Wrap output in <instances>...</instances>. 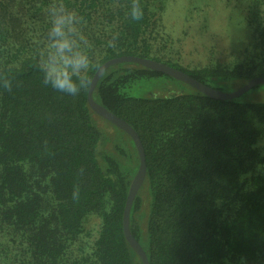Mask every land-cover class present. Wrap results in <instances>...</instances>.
<instances>
[{"label": "trees", "instance_id": "1", "mask_svg": "<svg viewBox=\"0 0 264 264\" xmlns=\"http://www.w3.org/2000/svg\"><path fill=\"white\" fill-rule=\"evenodd\" d=\"M171 1L139 0L140 21L126 16L132 0L64 3L84 17L83 30L98 50L116 36L103 63L139 55L211 86L218 77L264 76V57L255 52L264 44L261 0L251 6L255 29L247 37L253 41L233 51L230 65H188L173 52L176 38L165 18ZM49 3L0 0V78L16 82L11 91L0 88V264H65L93 213L101 217L98 236L92 251L73 264H144L123 224L140 166L134 139L119 127L131 141L111 140L93 120L89 91L64 97L45 87L35 69ZM162 75L171 76L119 62L104 71L94 91L145 146L147 175L131 210L133 234L151 264H264V103L216 99L199 90L166 97L126 91L139 79Z\"/></svg>", "mask_w": 264, "mask_h": 264}, {"label": "rangeland", "instance_id": "2", "mask_svg": "<svg viewBox=\"0 0 264 264\" xmlns=\"http://www.w3.org/2000/svg\"><path fill=\"white\" fill-rule=\"evenodd\" d=\"M255 0H172L168 3L166 28L175 36L173 48L188 65L215 61L232 64L234 50L252 43L248 38L253 35L254 27L251 6ZM259 20L264 25V0L257 5ZM245 42L241 43V41ZM264 57V44L255 51ZM176 54V55H177ZM177 57V56H176ZM244 78L224 79L218 77L212 81L214 87L225 92H233L247 82ZM126 91L139 97H166L196 92L191 84L178 78L162 75L156 78H142L134 82ZM241 103H264V83L259 84L237 97ZM93 120L100 130L117 144L129 142V136L117 125L93 112ZM131 141V140H130ZM112 141L108 146H112ZM101 226L99 213L87 216L85 231L68 250L65 264H73L75 259L92 251L93 242Z\"/></svg>", "mask_w": 264, "mask_h": 264}, {"label": "clouds", "instance_id": "3", "mask_svg": "<svg viewBox=\"0 0 264 264\" xmlns=\"http://www.w3.org/2000/svg\"><path fill=\"white\" fill-rule=\"evenodd\" d=\"M46 12V36L34 57L35 69L45 87L64 97L78 98L93 87V74L101 73L106 67L104 50L116 48V36L98 50L83 30L84 17L64 0H51ZM126 16L132 21L143 19L144 8L139 0H132ZM15 86L14 79L0 78V88L11 91Z\"/></svg>", "mask_w": 264, "mask_h": 264}, {"label": "water", "instance_id": "4", "mask_svg": "<svg viewBox=\"0 0 264 264\" xmlns=\"http://www.w3.org/2000/svg\"><path fill=\"white\" fill-rule=\"evenodd\" d=\"M138 62L141 63L147 67H150L152 69H155L157 71H161L163 73L169 74L175 78H178L182 81H185L192 86H194L197 90L213 97L216 99H233L237 98L240 95H242L244 92L248 91L249 89L264 83V76H257L249 79L243 87L240 89L233 91V92H225L221 89H218L214 86H211L188 72L179 69L177 67H174L172 65H169L165 62L158 61L156 59L142 57L139 55H121L117 57H113L105 61L103 64L106 66L104 67V70L99 74H94L93 80L94 85L89 90L88 98L91 107L94 109L95 112H97L99 115L103 116L104 118L108 119L121 129L128 132L132 138L134 139L136 146L138 148V152L140 155V166L135 174L133 181L130 186V190L128 193V198L124 210V217H123V224H124V230L127 240L130 242L133 248H135L142 258L144 264H151L149 261V257L147 255V252L145 251L144 247L140 243V241L136 238V236L133 234L131 227H130V220H131V210L133 207V203L135 201V198L143 185L146 175H147V160H146V152H145V146L143 144V141L141 139V136L139 132L124 118L120 117L116 113L110 111L107 107H105L103 104L99 103L94 98V91L95 88L99 82L100 77L104 73V71L110 67L111 65L119 62Z\"/></svg>", "mask_w": 264, "mask_h": 264}]
</instances>
